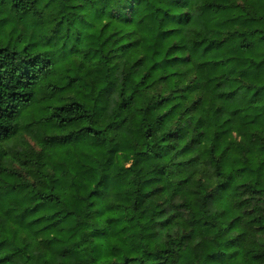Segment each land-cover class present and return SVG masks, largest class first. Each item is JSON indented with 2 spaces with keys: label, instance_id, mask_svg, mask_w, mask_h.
<instances>
[{
  "label": "clouds",
  "instance_id": "clouds-1",
  "mask_svg": "<svg viewBox=\"0 0 264 264\" xmlns=\"http://www.w3.org/2000/svg\"><path fill=\"white\" fill-rule=\"evenodd\" d=\"M18 2L0 0V16L11 21L14 36L23 31V45L13 40L10 50L28 46L19 59L35 65L40 93L55 82L56 68L86 56L98 61L88 84L90 94L82 100L85 107L76 110V121L22 128L15 140L0 141L2 166L21 174L17 183L27 185L22 201L38 199L37 194L52 189L61 194L70 184L74 188V206L67 200L52 205L61 217L72 214L69 228L79 241L72 264H264V115L258 136L234 143L228 142L231 137L218 141L209 137L193 153L197 159L185 164L186 157L167 154L160 133L145 139L150 120L121 125L130 115L119 110L129 65L119 59L105 63L109 54L100 48L102 41L88 42L95 41L90 33L102 24L115 25L121 35L132 33L140 39L155 28V0H142L135 23L130 16L126 23H117L125 20L128 0H23L24 15L17 23L19 10L12 4ZM236 2L244 9L237 12V33L244 20L258 14L264 17L262 0ZM187 11L198 23L206 22L200 3ZM260 25L264 26V20ZM201 38L195 31L182 32L189 50L190 42ZM258 46L264 48V43ZM105 87L110 94L99 90ZM241 95L246 105V94ZM253 111L264 114V103ZM222 123L215 121L219 132L228 127L220 128ZM53 135L66 136L58 143L67 147L47 139ZM82 147L90 150L84 157ZM57 151L64 153L66 163L84 161L75 165L79 174L66 175L70 169L59 165L53 171L49 161ZM154 189L158 191L146 198L144 194ZM25 237L29 248L24 256L31 257L29 264H44L49 253L39 247L42 234L29 228ZM18 247L23 245L12 241L9 251Z\"/></svg>",
  "mask_w": 264,
  "mask_h": 264
},
{
  "label": "trees",
  "instance_id": "trees-1",
  "mask_svg": "<svg viewBox=\"0 0 264 264\" xmlns=\"http://www.w3.org/2000/svg\"><path fill=\"white\" fill-rule=\"evenodd\" d=\"M193 3L203 6L205 23H198L187 11ZM155 5V28L145 31L140 39L132 33L121 35L115 25L109 24H102L90 33L95 41L88 42L102 41L100 48L107 50L105 63L119 59L129 65L119 110L130 115L120 121L121 125H142L150 120L145 139L160 133L167 154L175 152L186 157L185 164L197 159L193 153L209 137L217 141L231 137L228 142L234 143L246 136H258L264 114L253 109L264 103V48L258 46L264 43V26L260 25L264 17L258 14L244 20L237 33L234 31L239 20L237 12L244 9L236 0H155ZM141 7L142 0H128L125 20L118 19L117 23H126L129 16L135 23ZM12 8L19 10V23L24 15L23 0L13 3ZM186 31L202 34L201 39L190 42V50L182 41V32ZM14 32L15 28L0 32V141L3 142L15 140L22 128L47 126L53 121H76V110L85 107L82 100L90 94L88 84L97 72L94 65L98 63L86 56L79 62L72 60L56 68L55 82L40 93L33 72L35 65L19 59L20 51H27L28 46L10 50L13 40L23 45V31L15 36ZM99 51L94 49L96 54ZM99 90L110 94L107 87ZM242 93L246 94V105L242 103ZM69 99L71 103L66 102ZM216 120L223 121L220 128L228 126L224 132L217 131ZM47 139L57 142V147H67L58 143L66 136L53 135ZM89 151L82 147L80 156H86ZM227 151L224 147L223 152ZM134 155L143 157L146 153ZM156 156L161 158L159 153ZM49 162L54 172L57 165L70 169L66 175L79 174L75 165H84L83 160L66 163L64 153L59 151L53 152ZM137 163L138 160L131 166ZM2 164L0 160V264H29L31 257L24 256L29 248L24 244L29 228L43 236L39 247L49 253L44 264H72L79 243L69 228L72 214L61 217L52 205L67 200L74 206V188L70 184L61 194L52 189L37 194L38 199L22 201L27 185L17 183L21 174ZM27 164L25 160L23 165ZM157 191L144 195L151 198ZM12 241L23 247L10 252Z\"/></svg>",
  "mask_w": 264,
  "mask_h": 264
},
{
  "label": "rangeland",
  "instance_id": "rangeland-1",
  "mask_svg": "<svg viewBox=\"0 0 264 264\" xmlns=\"http://www.w3.org/2000/svg\"><path fill=\"white\" fill-rule=\"evenodd\" d=\"M1 18H2V21L0 23V32L2 30H11V29H14L11 21L7 17H2L1 16Z\"/></svg>",
  "mask_w": 264,
  "mask_h": 264
}]
</instances>
